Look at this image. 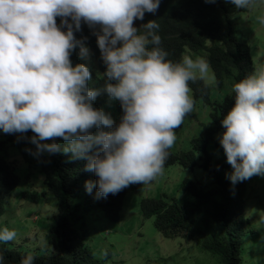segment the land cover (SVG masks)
<instances>
[{"label": "clouds", "instance_id": "1", "mask_svg": "<svg viewBox=\"0 0 264 264\" xmlns=\"http://www.w3.org/2000/svg\"><path fill=\"white\" fill-rule=\"evenodd\" d=\"M256 2L225 0L234 15ZM258 2L264 4V0ZM159 3L0 0V137L1 132L22 135L30 130L34 135L27 139L34 150L26 151L33 157L70 153L71 158L85 160L84 170L96 177L94 182L85 181V191L92 194L95 187L96 199L157 178L174 144V129L184 124L193 109L189 81H205L209 73V59L192 58L185 52L178 61L167 59L157 20L140 21L145 12L154 14ZM56 17H60L59 26ZM258 19L264 25V15ZM81 20L93 29L105 65L102 87L90 88L89 68L69 59L78 48V55L90 60L88 44L74 36ZM133 20L141 23L139 28ZM215 43L211 38L207 42ZM200 51L208 54L207 49ZM231 89L234 103L221 119L224 131L217 139L231 166L226 179L235 185L264 175V61L254 64ZM101 92L107 94V103L119 101L118 123L93 107ZM56 137L62 138L63 146L54 141ZM15 238L14 230L0 227V243ZM33 261L25 255L19 264Z\"/></svg>", "mask_w": 264, "mask_h": 264}, {"label": "trees", "instance_id": "2", "mask_svg": "<svg viewBox=\"0 0 264 264\" xmlns=\"http://www.w3.org/2000/svg\"><path fill=\"white\" fill-rule=\"evenodd\" d=\"M196 5L195 0H160L156 12H145L140 20L146 23L156 19L161 38V47L167 53V59L178 61L189 48L192 51L207 49L209 64L214 71L216 84L224 89L226 84L239 81L254 67L249 43L238 34L234 21V10L225 0ZM69 19L70 18H66ZM60 25V17L55 18ZM63 30V28H62ZM77 39H83L89 49V59H82L75 48L69 56L72 64L85 63L89 68L90 88L102 87L106 77L105 65L96 44L93 29L81 20L80 31L74 30ZM216 43L208 45V40ZM151 47V45H149ZM193 109L197 100L212 105L211 124H204L203 131L192 138L191 149L173 151L168 149V158L164 167L179 163L186 169L201 167L211 178V182L199 184L185 177L180 189L187 193L186 200L175 197L158 196L141 199L140 211L146 219H151L155 228L167 239L195 243L203 259L196 264H242V245L246 226L250 217L246 214L245 192L248 179L230 184L225 173L231 171L226 162L222 146L217 139L224 131L221 119L234 103L233 93L229 92L222 102L211 99L210 86L205 81H189ZM108 97L101 92L92 102L94 108L107 105ZM192 111L188 116H195ZM117 122L122 114L119 101L116 104ZM183 119V120H184ZM183 124L177 128L179 129ZM104 126H102L103 128ZM105 130H107L105 128ZM175 130V129H174ZM95 133L96 129H91ZM0 137V216L6 211V201L19 185L21 174L15 160L9 159L11 149L16 150L25 165L26 172L42 178V191L24 190L22 198L31 202H40L46 195L44 188L51 192L56 200V212L50 226L51 244L54 253L30 250L25 246H14L11 242L0 243V264H19L25 255L34 258L33 264H106L105 257L99 258L92 249L87 226V216L102 213L108 221L120 219L126 188L106 198H94L85 191L86 180L95 181L90 171L84 170L83 159L71 158L70 153H43L33 157L26 149H33L28 137L34 135L30 130L25 133L5 134ZM63 146L62 138H53ZM52 142V141H47ZM175 258V256H172Z\"/></svg>", "mask_w": 264, "mask_h": 264}, {"label": "rangeland", "instance_id": "3", "mask_svg": "<svg viewBox=\"0 0 264 264\" xmlns=\"http://www.w3.org/2000/svg\"><path fill=\"white\" fill-rule=\"evenodd\" d=\"M262 15L264 4H260L258 0L250 9H237L234 15L238 34L249 43L255 65L264 61V25L258 19ZM133 25L139 28L141 23L133 20ZM184 55L204 58L208 62L206 51L187 48ZM205 82L210 86L214 103L222 102L232 91L230 82L224 89L218 88L210 64ZM117 102L113 100L111 104L100 106L111 115L114 123L117 122ZM212 108L211 104L196 101L193 109L196 117L186 118L183 126L174 130L175 141L171 146L173 151L191 149V140L203 131V124H211ZM11 151L9 158L15 160L21 180L7 198L6 211L0 216V227H8L16 232V238L10 241L14 246L54 253L56 250L51 244L50 226L57 200L46 188V195L38 203L22 198L21 192L24 190L42 191L44 184L41 183L42 178L33 176L31 171L26 172L20 155L16 150ZM185 177L199 184L211 182V178L201 167L186 169L175 163L163 167L162 173L149 184L137 183L126 187V197L118 221H108L102 213L87 216V226L83 230L88 231L87 237L96 256L105 257L106 264H196L203 259L195 243L165 238L155 228L153 221L146 219L140 211L141 199L144 197L168 195L179 201L186 200L189 195L180 189ZM245 200L246 214L251 221L246 226L243 239L242 264H264V222L261 220L264 217V175H253L248 179Z\"/></svg>", "mask_w": 264, "mask_h": 264}]
</instances>
